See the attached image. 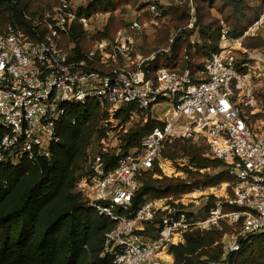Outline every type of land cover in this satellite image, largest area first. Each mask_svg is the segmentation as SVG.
Returning a JSON list of instances; mask_svg holds the SVG:
<instances>
[{"label":"built area","instance_id":"built-area-1","mask_svg":"<svg viewBox=\"0 0 264 264\" xmlns=\"http://www.w3.org/2000/svg\"><path fill=\"white\" fill-rule=\"evenodd\" d=\"M173 2L187 3L193 28V0ZM144 5L157 26L165 3L145 0ZM79 10L75 0H60L45 18L33 21L31 32L14 25L0 32V164L50 160L68 105L95 103L110 115L132 105L130 118L154 120V107L167 104L160 124L135 148L120 146L126 128L112 118L103 120L104 134L88 146L75 191L87 208L114 224L102 253L111 264H176L171 247L184 244L187 233L222 228L228 231L221 241L222 260L228 262L264 232V128L248 115H255L263 72L250 61L264 64V58L244 45L264 32V12L239 37L222 20L217 50L194 75L189 68L151 67L155 57L145 58L135 48L133 32L147 26L138 19L112 40L79 51L71 41L72 27L77 23L86 30L91 22ZM176 140L206 143L208 155L223 163L230 178L222 184L224 194L200 186L191 200L188 193L147 198L134 206L140 177L155 165L164 171L163 152ZM149 225L155 228L152 235L146 234Z\"/></svg>","mask_w":264,"mask_h":264},{"label":"trees","instance_id":"trees-1","mask_svg":"<svg viewBox=\"0 0 264 264\" xmlns=\"http://www.w3.org/2000/svg\"><path fill=\"white\" fill-rule=\"evenodd\" d=\"M130 1L92 0L79 13L91 16L109 12ZM216 2L220 4L218 11L226 15V25L234 37H239L259 17L260 7L251 8L245 0H193L196 6L194 28H199V42L192 46L189 36L193 30L183 29L190 20L189 6L184 3L179 6L182 14L176 23V29L181 32L161 58L165 67L176 71L189 68L195 75L202 68L204 58L217 50L221 25L205 20V10L215 7ZM42 16L34 12L28 14L25 0H0V32L8 25L31 32L33 21ZM116 29L114 17H111L99 34L100 39L112 40ZM71 35L79 51L89 49L79 24L73 25ZM244 45L249 49L259 48L264 45V39L247 38ZM158 63L156 58L150 66L164 67ZM178 66L180 68H176ZM132 110V105L121 107L117 118L122 121L130 118ZM107 118L108 112L95 103L68 105L57 125L58 141L50 147V160L39 158L35 163L25 160L16 166L0 164V264H111L112 259L103 257L102 253L105 235L114 224L87 208L75 191V183L84 172L87 148L103 136L102 122ZM159 124L152 119L146 120L144 125L123 134L120 146L123 149L138 147L141 138ZM2 135L0 129V141ZM181 156L188 157L189 165L196 169L193 172L189 166L184 168L191 180L163 176L155 165L140 177L141 186L133 199L134 206L147 198H178L200 186L215 187L230 179L221 161L204 156V147L190 140L167 144L163 158L177 160ZM207 168L220 170L213 175L201 172ZM154 175L162 177L154 178ZM154 230V226L149 225L146 234L152 235ZM221 235L222 232L217 231L187 233L185 243L172 246L171 253L179 264H218L222 249L212 245ZM198 250L200 252L193 255ZM228 264H264V232L231 255Z\"/></svg>","mask_w":264,"mask_h":264},{"label":"rangeland","instance_id":"rangeland-1","mask_svg":"<svg viewBox=\"0 0 264 264\" xmlns=\"http://www.w3.org/2000/svg\"><path fill=\"white\" fill-rule=\"evenodd\" d=\"M60 0H25L27 5L28 14L35 13V14H43L42 18L46 17L48 14L52 12V9L59 4ZM165 3V6L167 8V11L165 13L164 19L159 22V24L156 26L154 24L150 23L151 17L150 14L145 9V0H131L127 4H121L118 9L109 11V12H103L104 14L102 16H95L94 14L91 15V22L89 24L88 29H82L84 33L85 43L89 48H92L95 43L100 41L99 34L104 31L105 27L107 26L109 20L111 17H114V23L117 27L116 31L113 33L112 38H115L119 32H124L125 29L128 28V25L132 20L138 19L142 24L147 23V26H145L144 30L138 33L133 32V35L135 37V48L142 55L143 57H152L154 56V60L157 58L158 65L164 66V63L161 62V58L163 54L169 52L170 46L173 42V39H175L178 34H180V29H176V23L179 22L180 16L182 14V11L179 6L175 5L173 0H161ZM251 8L255 6H259V15L264 12V2L263 0H245ZM92 0H75V4H78L80 6V9L86 8ZM206 6V3L204 4ZM218 6H220L219 2L215 3V7L207 8L205 11L207 12L206 19L207 21H215L218 25H220L221 21L223 20L224 23L227 24L226 21V15L221 14L218 11ZM207 7V6H206ZM196 9V6H195ZM196 12V11H195ZM205 12V13H206ZM188 14L190 15V12L188 11ZM39 18V17H38ZM190 19V16H189ZM181 22V21H180ZM190 20L188 21L187 25H185L186 30H193L192 34H190L189 39L190 43L197 44L199 42V28H189ZM184 25V23H181ZM264 39V32L260 33L258 38ZM255 54L260 55L264 58V45L259 48H253L251 49ZM180 62V61H179ZM259 63V62H257ZM250 65L253 66H259L261 70H263L261 75V80L257 81L258 85L256 87L255 93L258 100V106L255 110V115H261L259 118H254L253 115H251L248 111V115L250 117L251 123L255 124V126L260 125L261 128L263 127L264 122V64L259 63L256 64L255 61H250ZM180 68V66L176 67ZM168 109L167 104H161L156 107H154L152 111V116L154 117V120L157 122H161L164 112ZM117 112L113 115L108 114V118L113 119V123H118L122 125L124 128L127 129V132L137 126H142L145 124V121L141 117L135 116L134 118H127L126 120L122 121V119L117 118ZM197 144L200 147H204V156L208 159H212L208 155V148L206 143L203 140H197L193 142ZM167 161H170L176 170L173 174H167L166 172L162 171V175L169 177V178H182V179H188L189 174L184 170L186 167H190L193 172H196V169L191 167L189 165V159L186 156H181L177 160H172L166 158ZM163 163H165V161ZM166 161V162H167ZM182 168V169H181ZM220 168H207L202 169V173H209L210 175L216 174ZM154 178H161L162 176L154 175ZM189 180V179H188ZM191 180V178H190ZM223 183H221L218 186H215L218 188L217 193L224 188L222 186ZM215 187H209L204 188L206 190H209L210 188ZM193 196L188 197V200H191L192 197L197 196L198 192L196 190H193L191 192ZM219 194V193H218ZM210 231H217L222 232L221 237L212 245V247L215 246H221V241L223 240L225 234L228 232L226 228H222V230L214 229ZM209 232V231H205ZM200 252V250L196 251L193 255H197ZM175 260V258H174ZM176 262V261H175ZM176 264H179L176 262ZM218 264H228V262L222 260V253L220 256V262Z\"/></svg>","mask_w":264,"mask_h":264},{"label":"bare ground","instance_id":"bare-ground-1","mask_svg":"<svg viewBox=\"0 0 264 264\" xmlns=\"http://www.w3.org/2000/svg\"><path fill=\"white\" fill-rule=\"evenodd\" d=\"M164 170L167 174H173L176 172V170L174 169V167L172 166L171 162L170 161H167L166 164H165V167H164ZM224 187V186H223ZM224 188H222V190H220L218 193L219 195H222L224 194ZM192 196V195H191ZM162 256L167 259V260H170L172 261L173 260V257L167 253L166 251L163 252Z\"/></svg>","mask_w":264,"mask_h":264},{"label":"crops","instance_id":"crops-1","mask_svg":"<svg viewBox=\"0 0 264 264\" xmlns=\"http://www.w3.org/2000/svg\"><path fill=\"white\" fill-rule=\"evenodd\" d=\"M167 161V160H166ZM166 161H165V163H164V165H163V169H164V167H165V164H166ZM172 164V163H171ZM173 165V164H172ZM164 172H165V170H164ZM217 192V191H216ZM218 194V193H217ZM193 196V195H192Z\"/></svg>","mask_w":264,"mask_h":264}]
</instances>
